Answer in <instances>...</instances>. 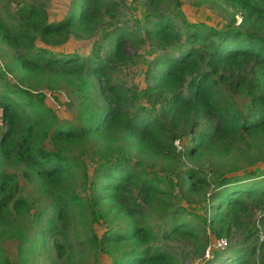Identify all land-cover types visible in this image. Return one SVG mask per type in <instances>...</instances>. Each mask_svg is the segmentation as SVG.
I'll use <instances>...</instances> for the list:
<instances>
[{
	"label": "trees",
	"instance_id": "obj_1",
	"mask_svg": "<svg viewBox=\"0 0 264 264\" xmlns=\"http://www.w3.org/2000/svg\"><path fill=\"white\" fill-rule=\"evenodd\" d=\"M215 1L234 11L223 28L191 21L178 8L179 0L178 7L167 10H160L166 0H146L155 12L143 27H117L106 34L107 53H102L103 41L96 42L86 57L50 53L37 42L63 44L73 32L93 37L125 1L81 0L78 11L54 21L44 7L17 2L15 14L0 16V38L15 51L9 67L13 78L0 75V162L25 166V180L51 198L45 232L54 237L60 258L69 255L70 227L84 221L86 230L98 221L95 206L105 232H81L91 247L113 255L110 264H176L171 247L162 242L177 237L191 240L203 255L210 237L185 220L184 207L166 212L159 229L151 223L152 208L167 196V182L184 199L208 196L209 226L216 237H229L235 229L247 231L249 239L256 235V223L248 220L252 211L264 208V173L238 165L210 178L195 166L175 167L182 156L195 163L214 161L264 145V0ZM147 40L156 52L147 69L149 105L141 102L137 86L118 78ZM46 73L68 85L64 95L71 119L60 118L46 95L25 87L20 77ZM239 95L248 98L246 111ZM186 136L190 145L181 151L176 142ZM93 143L99 148L91 179L78 150L86 154ZM144 160L174 166L175 179L146 172ZM79 180L90 188L92 202L76 192ZM24 192L17 176L2 167L0 238L10 231L13 214L30 211ZM106 213L118 221L111 224ZM254 248L239 253L233 264H253L248 253ZM259 248L264 249V239ZM29 250L20 245V256L33 264ZM0 264H12L1 246Z\"/></svg>",
	"mask_w": 264,
	"mask_h": 264
},
{
	"label": "rangeland",
	"instance_id": "obj_2",
	"mask_svg": "<svg viewBox=\"0 0 264 264\" xmlns=\"http://www.w3.org/2000/svg\"><path fill=\"white\" fill-rule=\"evenodd\" d=\"M146 0H135L132 3H124L121 5L117 13L113 17L107 16L104 25L99 29L97 34L93 37H81L74 32L71 37L63 44H44L38 41L37 46L46 48L48 52L71 54L76 53L80 57H86L91 52L96 42L103 41L102 53L105 54L110 50L108 38L106 34L116 29L119 26H141L143 27L146 21V16L149 13H154L149 7L145 5ZM180 6L176 5V0H166L160 10H167V7H178L185 16L191 21L204 22L210 26L223 28L229 23L233 17V9L221 1L215 0H179ZM17 2L21 3V7L29 5H39L44 7L49 15L50 21L62 19L66 17L71 11H78L81 0H0V16L8 19V15L15 14L17 11ZM237 13V12H236ZM236 25L241 22L239 14L236 15ZM135 60L129 64L128 67H122L118 72V78L132 86L135 85L140 91V100L143 104L149 105L145 97V89L148 84L147 69L151 64L154 55L155 47L147 40L138 48ZM15 51L7 46L0 38V75L7 78H13V73L10 72L9 67L14 61ZM24 79V86L31 88L34 92H42L46 95V102L52 106L60 118L71 119L72 113L67 107V98L64 95L67 89V84L64 81H59L55 78L53 73L43 74L40 78L28 76ZM0 90H2L0 82ZM237 102L243 110H247L249 101L246 95L237 96ZM1 134V132H0ZM190 145V136H186L178 143L179 150L185 151V148ZM97 145L93 143V149H88L86 154L78 150V153H83L81 158L85 160L88 165V173L92 179L94 163L98 158L95 151L98 149ZM98 152V151H97ZM88 154V155H87ZM134 157L133 161L136 162ZM246 167V171H253L255 174L264 173V145L256 146L247 155L234 154L227 159H219L214 161H206L205 159L198 162H193L186 156H182L180 163L175 166L179 168L197 167L201 169L205 175L210 178L219 175L224 171L236 168L235 166ZM143 169L148 173H158L160 175H170L175 179V174H170L174 166H164L159 163L149 162L144 160L141 164ZM4 167L9 172L14 173L25 189V196L30 203V211L22 215L13 214V223L10 226L9 232H4L3 237L0 238V246L4 249L6 255L11 259L12 264H27L20 256V245L28 247L30 250L27 253L29 262L33 264H110L113 255L106 250L100 251L94 249L86 242L85 234L83 233L93 230L98 236H101L106 230L105 219L101 216V210L95 206L96 214L99 216L98 221L91 225H87L89 229H84L86 223L76 222V224L69 228L66 240L69 241L68 257L60 258L54 246V237L45 232L48 221L52 216L51 198L42 193L39 187L34 182L25 180L23 172L25 166L3 165L0 162V169ZM242 172V171H239ZM89 179V181L91 180ZM82 182V181H81ZM80 180L77 183V193L83 198L92 202V193L87 185L81 184ZM164 189L168 190L164 202L157 203L151 211V223L156 229L165 223L166 212L182 206L185 208V220L189 221L194 227L202 229L200 232L202 236L206 234L210 237L209 243L216 241L218 237L209 226L211 217V210L209 207L208 196H195L190 198H183L179 196V188H172L169 182L164 184ZM104 210V207H103ZM105 211V210H104ZM188 212V213H187ZM107 214V213H106ZM165 218H164V217ZM264 208H256L252 211L251 218L248 223H256L254 226L256 235L253 238L247 237V231L240 229L234 230L229 237H223L227 240L228 246L222 251H215L212 258L204 261L203 255L198 252L197 247L193 246L191 240L183 238H175L172 240H163V245L167 244L171 247L177 261L176 264H233L239 253L243 250L254 248V251L248 253V257L253 264H264V249L259 248L260 241L264 239ZM108 221L111 224L118 221L113 214H107ZM88 223V222H87ZM83 225V229L81 228ZM93 226V227H92ZM82 231V232H81ZM64 241V242H65ZM239 250V251H238ZM29 264V263H28Z\"/></svg>",
	"mask_w": 264,
	"mask_h": 264
},
{
	"label": "built area",
	"instance_id": "obj_3",
	"mask_svg": "<svg viewBox=\"0 0 264 264\" xmlns=\"http://www.w3.org/2000/svg\"><path fill=\"white\" fill-rule=\"evenodd\" d=\"M123 1H125L126 3L129 4V3H132L135 0H123ZM176 143L178 145L179 141H177ZM227 246H228L227 240L224 239L223 237L222 238H217L216 241H213V242L211 241L208 244V246L206 247V250H205V252H204V254L202 256L203 257V260L206 261V260L212 258L213 253L215 251H222Z\"/></svg>",
	"mask_w": 264,
	"mask_h": 264
},
{
	"label": "crops",
	"instance_id": "obj_4",
	"mask_svg": "<svg viewBox=\"0 0 264 264\" xmlns=\"http://www.w3.org/2000/svg\"><path fill=\"white\" fill-rule=\"evenodd\" d=\"M63 19V18H62ZM56 20H61V19H56Z\"/></svg>",
	"mask_w": 264,
	"mask_h": 264
}]
</instances>
